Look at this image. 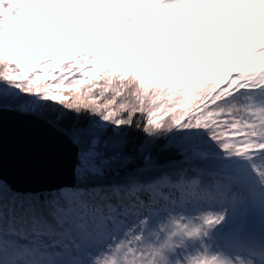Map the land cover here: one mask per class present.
<instances>
[{"label": "snow or ice", "instance_id": "obj_1", "mask_svg": "<svg viewBox=\"0 0 264 264\" xmlns=\"http://www.w3.org/2000/svg\"><path fill=\"white\" fill-rule=\"evenodd\" d=\"M181 7L167 42L129 45L88 76L132 25ZM196 34L199 51L184 46ZM64 56L51 82L25 72ZM6 113L68 140L70 183L20 192L3 179ZM137 114L146 138L130 148ZM0 264H264V0H0Z\"/></svg>", "mask_w": 264, "mask_h": 264}, {"label": "water", "instance_id": "obj_2", "mask_svg": "<svg viewBox=\"0 0 264 264\" xmlns=\"http://www.w3.org/2000/svg\"><path fill=\"white\" fill-rule=\"evenodd\" d=\"M2 175L14 189L39 191L72 181L76 149L47 125L3 117Z\"/></svg>", "mask_w": 264, "mask_h": 264}, {"label": "rangeland", "instance_id": "obj_3", "mask_svg": "<svg viewBox=\"0 0 264 264\" xmlns=\"http://www.w3.org/2000/svg\"><path fill=\"white\" fill-rule=\"evenodd\" d=\"M138 10H139L138 6L129 5L123 11L117 13V18L119 19V18L124 17L126 15H130V14H132ZM257 10L258 9H253L251 11L242 13V14H240L239 17H237V20H241V21L247 20L248 18H250V16L253 14V12L257 11ZM182 12H183V7L178 8V9H173L172 11L167 12V13H163L158 17H149L146 21H144L142 23L132 25V27L136 28V31L133 32L131 35L119 37L115 41V43H117L119 45V47L111 50V52H109L108 55L102 56L101 59L103 60L104 63L99 64L98 67L95 69L98 70L100 67H103L104 64L108 65V63L110 62L108 59H110V58H112L111 62L118 60L122 53H125L129 50V48H128L129 45H132L133 47H139V46L144 45V44H155L158 42L159 43L167 42L169 39H171V37L168 35V33L170 31H172L174 26L182 20V16H181ZM154 20H159L160 23H156V24L149 23V21H154ZM235 27H238V25L229 24V25L225 26V29H222V30L216 32L215 35H216L217 41H219V39L222 36L227 34L228 28L234 29ZM251 31L252 30L250 29L249 32H251ZM66 34H68V33H66ZM175 35H176V33L173 32V36H175ZM200 37H201V35L196 34V39H198ZM243 38L244 37H242V36H234L232 40L227 41L226 43H228V44L237 43V42L241 41ZM46 39L55 41V40L62 39V37L57 35V34H53V35L47 36ZM183 39L185 41L184 46L190 45L193 42V39L189 38V36H187V35L185 37H183ZM257 42L258 41H254V43H257ZM46 46L47 45L42 47L40 50H46V48H45ZM89 46H90V44L85 45V47H89ZM197 48H198L197 51H199L201 48V45L200 44L197 45ZM48 50H55V49H49L48 48ZM59 50L71 52V53L81 51L80 48H76V47H69L67 49H59ZM164 55L169 56L168 65L170 67H173V66L184 67V65H179L177 63L178 60L181 59V57L184 55V53H182L181 56H176V55H173L171 52L166 51L164 53ZM188 55H190V53H188ZM240 55H242V54H240ZM64 58L69 59V60L71 59L70 56H64ZM238 58H239V56L233 57V59H238ZM36 65L38 67L40 65L43 66V67L40 66V68L45 67L44 62H41V63L36 64ZM28 68H30V67H28ZM84 69H85V71H88L91 69L94 70L92 64H90V63L84 64ZM74 73H75V76L77 78L81 77V75H80L81 73L79 71L74 72ZM64 75H67V74H64ZM180 78H182V77H179L177 79H180ZM174 99H175V97H174Z\"/></svg>", "mask_w": 264, "mask_h": 264}, {"label": "trees", "instance_id": "obj_4", "mask_svg": "<svg viewBox=\"0 0 264 264\" xmlns=\"http://www.w3.org/2000/svg\"><path fill=\"white\" fill-rule=\"evenodd\" d=\"M201 38L202 37H200L198 39H193V42L191 44L199 45V41L201 40ZM45 48H46V50H40V51H45V52L52 51L55 54H59L60 52H62L59 49L48 50L47 46ZM108 60L112 61V58H110ZM70 61H71V59L69 60V59H65L64 57H62L57 63H53L51 61H49L47 63H44V65H45L44 68H40V66L43 67L42 65H40L39 67L37 65L29 66L30 68H26L25 72L29 76H33V75L38 76L40 78V82L42 84H46L47 82H51L53 80V76H57L58 77L62 73L63 74H67L66 70H62L59 67V65L68 64V63H70ZM106 66H108V65L104 64L103 67H100L98 70L97 69H94V70L91 69V70H88L86 72H87L88 76L91 77V76L95 75V73L99 72L102 68H104ZM45 69H47V73H45ZM73 71L77 72V70H75V69ZM80 75H81L80 79H83L84 78L83 75L82 74H80ZM104 83H105V81L103 79L98 80V81H92V83H85V84L79 86L80 92L83 93L87 88L92 87V84L103 85ZM115 83H116V81L114 79V84ZM99 90H100L99 87L94 88L93 95L95 93H98ZM63 91L65 92V94H67L69 90L67 89V87H65L63 89ZM106 95H107V93H106ZM118 99H120V98L118 97ZM176 107H177V111H180V106L176 105ZM169 115H171V113ZM162 118L163 119H167L168 117L165 116V117H162ZM74 119H75L74 114L73 113H68V117H67L66 123L70 124ZM143 120H144V117L139 115V114H137L136 117L134 118L133 126L131 128H125L123 130V131L126 132V134L128 136V139H129V142H130V144H129L130 148H131L132 145L138 144V143L142 142L146 138L144 133L141 130L143 128ZM135 121H139L140 122V129L136 128ZM109 131H111V129ZM156 143H157V150L155 151V154L157 155V157L159 158L161 163L173 158L170 153L158 150L160 145H163L164 143H166V141L164 139H160ZM17 191H20V192H40V191H43V190H39V191L17 190Z\"/></svg>", "mask_w": 264, "mask_h": 264}]
</instances>
